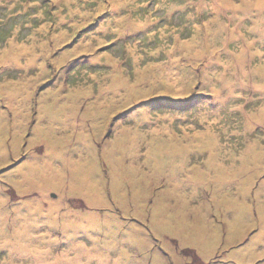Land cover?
<instances>
[{
    "label": "rangeland",
    "instance_id": "obj_1",
    "mask_svg": "<svg viewBox=\"0 0 264 264\" xmlns=\"http://www.w3.org/2000/svg\"><path fill=\"white\" fill-rule=\"evenodd\" d=\"M0 202V264H264V0H0Z\"/></svg>",
    "mask_w": 264,
    "mask_h": 264
},
{
    "label": "bare ground",
    "instance_id": "obj_2",
    "mask_svg": "<svg viewBox=\"0 0 264 264\" xmlns=\"http://www.w3.org/2000/svg\"><path fill=\"white\" fill-rule=\"evenodd\" d=\"M9 55V57L10 58H13V59H16V55H14V54H12V53H10V54H8ZM31 83H24V84H22V85H19V86H24L25 87V90H26V92H27V97H26V99H25V101H29V98H28V95H29V93H28V89H29V85H30ZM18 86V87H19ZM17 86H15L14 88H16ZM179 93H180V91H178ZM47 134H45V136H46ZM88 161H83V165L85 166V165H88ZM254 163V162H253ZM150 165V167H152V164L151 163H149ZM83 166V167H84ZM156 167V165L154 164V167L153 168H155ZM81 170H82V168H80ZM35 170H38V168H35L34 169V171ZM58 170L59 169H57V168H54V172H49V177L50 178H54L55 177V175H56V173L58 172ZM74 171H76L77 173H78V171L76 170V169H74ZM70 172H71V170L69 171V173H68V175L70 174ZM61 176L62 177H64V178H68V176H67V171L66 172H63L62 174H61ZM21 186V185H20ZM40 191H41V193H45L46 191H45V189H40ZM88 193L91 195V192H89L88 191ZM38 198H40L41 199V201H42V199H45V196H39ZM1 203V202H0ZM17 205H20V204H17ZM51 207H52V209H56L57 208V205L56 204H53V203H51ZM23 209V208H22ZM24 210V209H23ZM42 211V210H41ZM44 212V211H43ZM14 219H15V226H16V230H15V233H14V239H15V243H14V246L15 245H17V243L18 242H20L22 239H23V235L25 234V228H24V226H25V224H22L24 221H25V219H23V218H21L20 216H19V214H18V211L17 210H15V214H14ZM3 218L4 219H6L7 218V213L5 212L4 213V216H3ZM35 222H37V221H35ZM52 223H53V220L51 221ZM49 224V223H48ZM34 228H36V227H34ZM38 229V228H37ZM34 232H35V230H33ZM24 240V239H23ZM6 242H7V240H5L4 242H3V244H6ZM46 245V244H45ZM15 248V247H14ZM30 248H33V251H35V252H37V253H42L43 252V250H42V247L41 246H39V245H37V246H35V247H30ZM46 249H47V251H48V256H47V258L46 259H48L49 260V257L51 256V251H50V249L48 248V247H46ZM40 250V252H38ZM15 261V260H14ZM50 262H52L51 260L48 262V263H50ZM15 264H17L16 263V261H15ZM32 264H43V257H42V255H40V256H37L36 255V258H35V260H33V263Z\"/></svg>",
    "mask_w": 264,
    "mask_h": 264
},
{
    "label": "snow or ice",
    "instance_id": "obj_3",
    "mask_svg": "<svg viewBox=\"0 0 264 264\" xmlns=\"http://www.w3.org/2000/svg\"><path fill=\"white\" fill-rule=\"evenodd\" d=\"M201 99H202V98H194V103L191 104V105H189V106H190V107H194L196 103H200V102H201ZM180 102H181V103H185V104L188 103L187 101H180ZM143 106H144V105H142V107H143Z\"/></svg>",
    "mask_w": 264,
    "mask_h": 264
}]
</instances>
